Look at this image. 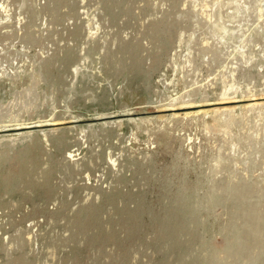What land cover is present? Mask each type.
I'll list each match as a JSON object with an SVG mask.
<instances>
[{
    "label": "rangeland",
    "instance_id": "374dc122",
    "mask_svg": "<svg viewBox=\"0 0 264 264\" xmlns=\"http://www.w3.org/2000/svg\"><path fill=\"white\" fill-rule=\"evenodd\" d=\"M0 125V264H264V0H0Z\"/></svg>",
    "mask_w": 264,
    "mask_h": 264
},
{
    "label": "bare ground",
    "instance_id": "6f19581e",
    "mask_svg": "<svg viewBox=\"0 0 264 264\" xmlns=\"http://www.w3.org/2000/svg\"><path fill=\"white\" fill-rule=\"evenodd\" d=\"M23 103V102H22ZM30 103V102H29ZM26 104V103H25ZM24 104V105H25ZM28 105L30 106V104H27V107H28ZM32 105V104H31ZM34 105V104H33ZM26 109V108H25ZM28 109V108H27ZM56 119H62V118H60L59 116H54V117H52L50 120H56ZM36 120H38V119H36ZM48 120V119H47ZM2 121H5V120H2ZM48 122V121H47ZM43 123V122H42ZM59 123V122H58ZM26 124V125H25ZM28 124H30V122H20V123H15V125H18L17 127H18V134L17 135H15V136H23V135H26V134H29L31 131L30 130H27L26 131V129H25V131L24 130H22V128H24V127H19V126H27ZM4 125H7V124H4ZM56 125V124H55ZM0 126H3V125H0ZM64 128H56V129H54V131H59V130H63ZM70 129V128H69ZM49 131H50V133L52 132L51 130H48V129H46V128H43V130H42V133H43V135L45 136V137H47V136H49ZM83 134L85 135V132H86V130L85 129H83ZM55 133V132H54ZM53 135V134H52ZM14 140V139H13ZM75 155L76 154H74V153H70V155H69V157L70 158H72V157H75Z\"/></svg>",
    "mask_w": 264,
    "mask_h": 264
}]
</instances>
